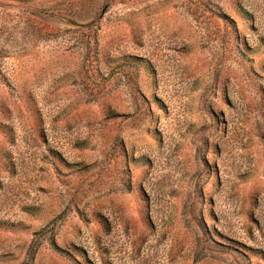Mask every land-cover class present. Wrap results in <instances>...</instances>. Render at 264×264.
<instances>
[{"label": "rangeland", "instance_id": "rangeland-1", "mask_svg": "<svg viewBox=\"0 0 264 264\" xmlns=\"http://www.w3.org/2000/svg\"><path fill=\"white\" fill-rule=\"evenodd\" d=\"M0 264H264V0H0Z\"/></svg>", "mask_w": 264, "mask_h": 264}]
</instances>
